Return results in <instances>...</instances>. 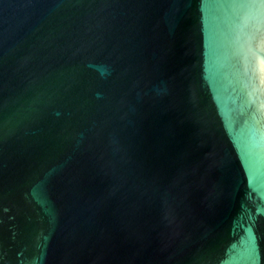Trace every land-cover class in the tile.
Returning <instances> with one entry per match:
<instances>
[{
    "label": "water",
    "instance_id": "1",
    "mask_svg": "<svg viewBox=\"0 0 264 264\" xmlns=\"http://www.w3.org/2000/svg\"><path fill=\"white\" fill-rule=\"evenodd\" d=\"M0 264H264V0H0Z\"/></svg>",
    "mask_w": 264,
    "mask_h": 264
}]
</instances>
